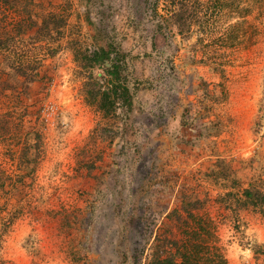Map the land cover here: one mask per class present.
Returning a JSON list of instances; mask_svg holds the SVG:
<instances>
[{
  "label": "rangeland",
  "instance_id": "obj_1",
  "mask_svg": "<svg viewBox=\"0 0 264 264\" xmlns=\"http://www.w3.org/2000/svg\"><path fill=\"white\" fill-rule=\"evenodd\" d=\"M100 48L129 90L110 114L76 61ZM252 187L264 0H0V264H153L207 219L227 264H264Z\"/></svg>",
  "mask_w": 264,
  "mask_h": 264
},
{
  "label": "trees",
  "instance_id": "obj_2",
  "mask_svg": "<svg viewBox=\"0 0 264 264\" xmlns=\"http://www.w3.org/2000/svg\"><path fill=\"white\" fill-rule=\"evenodd\" d=\"M179 18H182V14ZM181 20L184 21V24H188V26H195V22L199 25V17H194L193 19L188 16L186 19L184 17ZM186 30H191V27H188ZM112 52L111 49L100 48L99 50L91 52L83 51L82 53H78V57H76L77 63L82 66L81 69L83 68L90 71L93 68H97L103 70L105 87H103L102 91H98L99 93H94L93 90L86 91V97L88 101L94 102L98 109L105 114H110L112 112L116 104L115 98L118 96L119 92L121 93L120 97L127 103H129L130 100L127 86L120 81L121 66L117 60V53L113 55ZM91 83L92 81L87 82V84ZM87 84H84V86ZM233 196V193L226 194L227 198ZM237 202L243 207L250 206L254 209H258L262 216H264V190L255 189L254 187L245 189L242 198L237 199ZM183 209L186 212V207L183 206ZM191 212L192 211H188L189 216H193ZM201 220L202 219L199 221ZM184 225L186 226L187 224L184 223ZM195 225L196 228L192 227L191 232L188 233V235L186 233L185 239L178 240L174 243L175 250L173 255L170 254L164 259L158 257L153 261V264H200V262L203 263V261L206 264H227L221 247L216 246L214 232L210 230V228H215L213 220H203L198 223V225ZM200 251H203V254L200 255L201 257L199 256ZM213 251H216V261L213 260L215 256L213 255ZM175 256L178 257L179 261L175 259Z\"/></svg>",
  "mask_w": 264,
  "mask_h": 264
}]
</instances>
